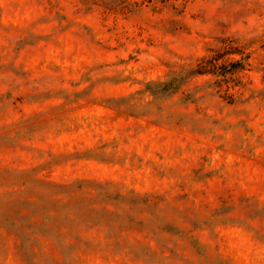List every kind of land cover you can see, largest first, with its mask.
Returning <instances> with one entry per match:
<instances>
[{
	"label": "clouds",
	"instance_id": "9594fccd",
	"mask_svg": "<svg viewBox=\"0 0 264 264\" xmlns=\"http://www.w3.org/2000/svg\"><path fill=\"white\" fill-rule=\"evenodd\" d=\"M0 264H264V0H0Z\"/></svg>",
	"mask_w": 264,
	"mask_h": 264
}]
</instances>
